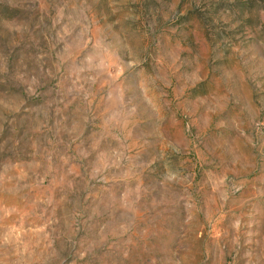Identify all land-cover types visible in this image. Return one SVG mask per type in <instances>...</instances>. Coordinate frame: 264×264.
I'll return each mask as SVG.
<instances>
[{
	"label": "rangeland",
	"instance_id": "374dc122",
	"mask_svg": "<svg viewBox=\"0 0 264 264\" xmlns=\"http://www.w3.org/2000/svg\"><path fill=\"white\" fill-rule=\"evenodd\" d=\"M0 264H264V0H0Z\"/></svg>",
	"mask_w": 264,
	"mask_h": 264
}]
</instances>
